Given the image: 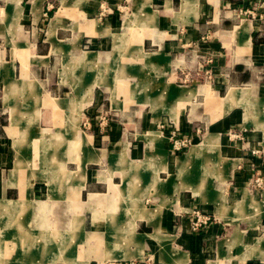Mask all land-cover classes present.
<instances>
[{
  "label": "crops",
  "instance_id": "crops-1",
  "mask_svg": "<svg viewBox=\"0 0 264 264\" xmlns=\"http://www.w3.org/2000/svg\"><path fill=\"white\" fill-rule=\"evenodd\" d=\"M15 201L0 264H264V0H0Z\"/></svg>",
  "mask_w": 264,
  "mask_h": 264
},
{
  "label": "built area",
  "instance_id": "built-area-1",
  "mask_svg": "<svg viewBox=\"0 0 264 264\" xmlns=\"http://www.w3.org/2000/svg\"><path fill=\"white\" fill-rule=\"evenodd\" d=\"M190 141L185 138L172 137L170 138V146L174 152L185 150L189 145ZM188 222V233H196L201 228L207 226L210 222V218L199 211H191L190 214L186 215Z\"/></svg>",
  "mask_w": 264,
  "mask_h": 264
},
{
  "label": "bare ground",
  "instance_id": "bare-ground-1",
  "mask_svg": "<svg viewBox=\"0 0 264 264\" xmlns=\"http://www.w3.org/2000/svg\"><path fill=\"white\" fill-rule=\"evenodd\" d=\"M7 204H9V203H7ZM6 205V204H5ZM19 207L20 206H10V210L11 211H14L15 209H18L19 210ZM9 211V210H8ZM15 211H17V210H15ZM19 214V213H18ZM15 217V216H14ZM59 234H60V231H56L55 230V218H54V231L53 230H51V229H46V231H44V230H42V231H37V232H33V233H31L30 235L31 236H29V237H34V239L36 238V240H37V238H42L41 240H42V242L44 241L45 243L44 244H42V245H44V246H46V248L48 249L49 247H51V246H54V250L55 251H63V250H65L64 248H60V246H59V244L58 245H56L57 244V239L58 238H60L59 237ZM65 234V233H64ZM20 239V238H19ZM33 239V240H34ZM21 240V239H20ZM32 240V241H33ZM19 243H18V245L17 246H19L22 250H32L33 248H36L35 247V245L34 244H32L31 242H29L28 240H26V241H24L23 239L21 240V241H18ZM112 242V241H111ZM31 243V244H30ZM108 243V242H107ZM106 243V244H107ZM43 246V247H44ZM106 246H108V244L106 245ZM15 247V246H14ZM38 248V247H37ZM49 250V249H48ZM51 250V249H50ZM42 251V250H41ZM53 259H54V254H53Z\"/></svg>",
  "mask_w": 264,
  "mask_h": 264
},
{
  "label": "rangeland",
  "instance_id": "rangeland-1",
  "mask_svg": "<svg viewBox=\"0 0 264 264\" xmlns=\"http://www.w3.org/2000/svg\"><path fill=\"white\" fill-rule=\"evenodd\" d=\"M243 12V11H242ZM243 14V13H242ZM246 14V13H245ZM148 84H152V82L150 81V82H148ZM151 87H149V89H150ZM99 125H100V122H99ZM99 125H97L96 127H94V129L97 131V128H98V126ZM93 129V128H92ZM94 130V132H96ZM172 150V149H171ZM45 188H46V185H45ZM44 196H42L41 198H39V197H35V198H37V199H35V200H41V201H44L45 199H46V197H47V194L45 193V191H44V194H43ZM24 203H25V201H21V203H18V201H15L14 202V204H11V203H9V204H7V202L6 203H2V204H0V219L2 218V215L5 213V214H7L8 212L11 214V215H13V216H17L18 215V213L20 212V211H22V207H24V206H22V205H24ZM6 204V205H5ZM19 204H20V207H19V210L18 209H15V210H17V211H11L10 210V206H19ZM9 210V211H8ZM45 242L43 241L42 242V244H44ZM107 245V244H106Z\"/></svg>",
  "mask_w": 264,
  "mask_h": 264
}]
</instances>
